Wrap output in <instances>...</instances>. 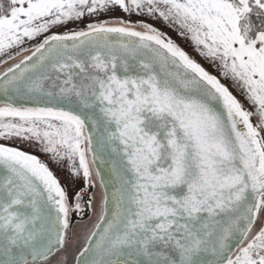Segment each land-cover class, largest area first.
I'll return each instance as SVG.
<instances>
[{
  "label": "snow or ice",
  "instance_id": "obj_1",
  "mask_svg": "<svg viewBox=\"0 0 264 264\" xmlns=\"http://www.w3.org/2000/svg\"><path fill=\"white\" fill-rule=\"evenodd\" d=\"M0 264H264V0H0Z\"/></svg>",
  "mask_w": 264,
  "mask_h": 264
},
{
  "label": "rangeland",
  "instance_id": "obj_2",
  "mask_svg": "<svg viewBox=\"0 0 264 264\" xmlns=\"http://www.w3.org/2000/svg\"><path fill=\"white\" fill-rule=\"evenodd\" d=\"M117 14H118V15H123L122 13H117ZM133 19H135V17H133ZM153 23L155 24V26L161 28L163 31L168 32V34H169L174 40H176V42H177L178 44H180L181 47H183L186 51H188L190 55L195 56L198 60H200V62H201L202 64H204V66H205L206 68H208L210 71H213V72H214V69L210 68L209 65H208L205 61L201 60L200 57L196 56V54L193 52V50H192L191 45H190L189 42H187V41L181 39L180 37H178V36L176 35V33L173 32L171 29H168V28L164 27V25H163L161 22H155V21H153ZM70 27H71V25H70ZM233 91H234V94H236V95L238 96V98H239V93H236L234 89H233ZM245 106L247 107V105H245ZM61 178H62V182L65 183V184H68V186H69V188H70V190H71V188H72V184L69 183V181H68V179H67V173H65ZM81 183H82V182H80V181H77V182H76L77 185H79V184H81ZM75 218H76V219H74L75 221H74V224H73V234L78 233V232L81 230V228L83 227V224H78V223H77V221L79 220V217H75ZM87 219H88V217L85 216V221H87Z\"/></svg>",
  "mask_w": 264,
  "mask_h": 264
},
{
  "label": "flooded vegetation",
  "instance_id": "obj_3",
  "mask_svg": "<svg viewBox=\"0 0 264 264\" xmlns=\"http://www.w3.org/2000/svg\"><path fill=\"white\" fill-rule=\"evenodd\" d=\"M74 219H76V218L74 217ZM74 219H73V224H74V221H75Z\"/></svg>",
  "mask_w": 264,
  "mask_h": 264
}]
</instances>
